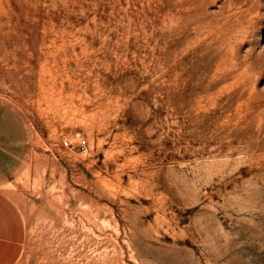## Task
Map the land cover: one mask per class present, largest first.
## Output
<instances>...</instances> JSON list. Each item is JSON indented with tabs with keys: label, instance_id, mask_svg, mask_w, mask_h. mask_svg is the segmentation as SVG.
Listing matches in <instances>:
<instances>
[{
	"label": "rangeland",
	"instance_id": "1",
	"mask_svg": "<svg viewBox=\"0 0 264 264\" xmlns=\"http://www.w3.org/2000/svg\"><path fill=\"white\" fill-rule=\"evenodd\" d=\"M11 108L18 264H264V0H0Z\"/></svg>",
	"mask_w": 264,
	"mask_h": 264
},
{
	"label": "crops",
	"instance_id": "2",
	"mask_svg": "<svg viewBox=\"0 0 264 264\" xmlns=\"http://www.w3.org/2000/svg\"><path fill=\"white\" fill-rule=\"evenodd\" d=\"M11 108L0 114V264H18L26 240V226L18 206L1 188L14 175L16 166L28 156L29 136ZM4 115V116H3Z\"/></svg>",
	"mask_w": 264,
	"mask_h": 264
},
{
	"label": "built area",
	"instance_id": "3",
	"mask_svg": "<svg viewBox=\"0 0 264 264\" xmlns=\"http://www.w3.org/2000/svg\"><path fill=\"white\" fill-rule=\"evenodd\" d=\"M65 146L66 147H72L73 149L75 148V146H72V144L70 142H65ZM86 146H87V141L86 140H83L81 141V143L77 146L78 149H81V150H85L86 149Z\"/></svg>",
	"mask_w": 264,
	"mask_h": 264
}]
</instances>
